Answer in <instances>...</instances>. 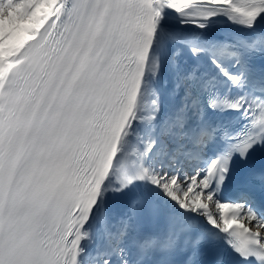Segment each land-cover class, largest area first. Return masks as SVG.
<instances>
[{"label": "snow or ice", "instance_id": "1", "mask_svg": "<svg viewBox=\"0 0 264 264\" xmlns=\"http://www.w3.org/2000/svg\"><path fill=\"white\" fill-rule=\"evenodd\" d=\"M0 264H264V0H0Z\"/></svg>", "mask_w": 264, "mask_h": 264}, {"label": "bare ground", "instance_id": "2", "mask_svg": "<svg viewBox=\"0 0 264 264\" xmlns=\"http://www.w3.org/2000/svg\"><path fill=\"white\" fill-rule=\"evenodd\" d=\"M212 209V207L210 206V210ZM214 210V208L211 210V211H213ZM214 212V211H213ZM219 212H220V210L218 209V212L216 213L217 215H219ZM215 213V212H214ZM244 222H248V221H244Z\"/></svg>", "mask_w": 264, "mask_h": 264}, {"label": "rangeland", "instance_id": "3", "mask_svg": "<svg viewBox=\"0 0 264 264\" xmlns=\"http://www.w3.org/2000/svg\"><path fill=\"white\" fill-rule=\"evenodd\" d=\"M212 206V205H211Z\"/></svg>", "mask_w": 264, "mask_h": 264}]
</instances>
